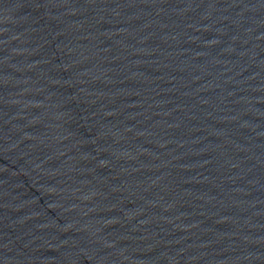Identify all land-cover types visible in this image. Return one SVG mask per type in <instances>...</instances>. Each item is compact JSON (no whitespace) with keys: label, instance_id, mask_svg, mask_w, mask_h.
Returning <instances> with one entry per match:
<instances>
[{"label":"water","instance_id":"obj_1","mask_svg":"<svg viewBox=\"0 0 264 264\" xmlns=\"http://www.w3.org/2000/svg\"><path fill=\"white\" fill-rule=\"evenodd\" d=\"M0 264H264V0H0Z\"/></svg>","mask_w":264,"mask_h":264}]
</instances>
